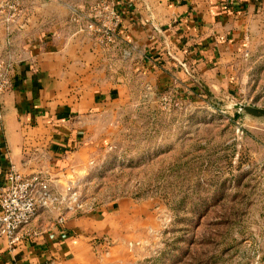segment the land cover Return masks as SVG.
Wrapping results in <instances>:
<instances>
[{
    "label": "rangeland",
    "instance_id": "rangeland-1",
    "mask_svg": "<svg viewBox=\"0 0 264 264\" xmlns=\"http://www.w3.org/2000/svg\"><path fill=\"white\" fill-rule=\"evenodd\" d=\"M81 12L71 27L110 49ZM242 49L191 85L136 79L129 101L80 124L91 151L43 173L54 211L94 228L73 264H264V117L244 109L264 110V10Z\"/></svg>",
    "mask_w": 264,
    "mask_h": 264
},
{
    "label": "crops",
    "instance_id": "crops-1",
    "mask_svg": "<svg viewBox=\"0 0 264 264\" xmlns=\"http://www.w3.org/2000/svg\"><path fill=\"white\" fill-rule=\"evenodd\" d=\"M8 1L0 0V66L10 82L1 97L0 193L12 167L24 176L74 167L91 151L80 124L129 101L136 79L159 91L228 71L264 10V0H111L121 22L104 49L71 27L73 12L101 0H23L11 22ZM91 231L81 219L43 212L19 242L0 238V264H73L90 249Z\"/></svg>",
    "mask_w": 264,
    "mask_h": 264
},
{
    "label": "built area",
    "instance_id": "built-area-1",
    "mask_svg": "<svg viewBox=\"0 0 264 264\" xmlns=\"http://www.w3.org/2000/svg\"><path fill=\"white\" fill-rule=\"evenodd\" d=\"M22 0H9L3 9L9 11L7 22L21 11ZM94 19L103 23V28L89 23L85 30H96L103 34L107 42H114L115 33L121 22V16L111 0H101L92 7ZM103 29V30H102ZM129 56V50L124 52ZM10 82L7 70L0 66V129L3 122L1 97L9 89ZM8 185L0 193V238H6L11 243L20 241L18 235L26 230L43 212L57 210V197L52 190L51 179L43 173L24 176L12 167L7 173ZM62 223V220H60Z\"/></svg>",
    "mask_w": 264,
    "mask_h": 264
},
{
    "label": "water",
    "instance_id": "water-1",
    "mask_svg": "<svg viewBox=\"0 0 264 264\" xmlns=\"http://www.w3.org/2000/svg\"><path fill=\"white\" fill-rule=\"evenodd\" d=\"M245 111L254 117H264V110L253 107H245Z\"/></svg>",
    "mask_w": 264,
    "mask_h": 264
}]
</instances>
